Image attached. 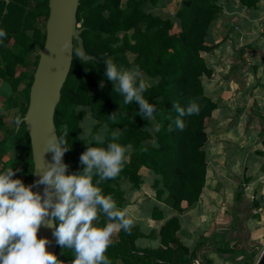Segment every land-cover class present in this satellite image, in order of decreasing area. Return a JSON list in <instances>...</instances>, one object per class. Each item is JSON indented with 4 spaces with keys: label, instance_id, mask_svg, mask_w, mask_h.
<instances>
[{
    "label": "trees",
    "instance_id": "trees-1",
    "mask_svg": "<svg viewBox=\"0 0 264 264\" xmlns=\"http://www.w3.org/2000/svg\"><path fill=\"white\" fill-rule=\"evenodd\" d=\"M164 1L80 0L78 24H81L87 55L92 58L83 61L73 55L54 122L58 135L64 125L69 131L67 146L70 150L65 153L68 175L79 174L84 167L80 156L86 151V145L78 138L84 113L77 112V108L84 107L97 120V128L105 123L111 130L118 128L121 130L118 142L132 145L121 174L99 185L102 194L111 195L117 207L122 208L125 204L122 183L129 182L134 189H140L144 183L141 170L145 168L156 176L153 188L157 199L162 201L166 196L167 203L181 214L200 200L206 185L207 121L213 117L217 104L205 92L204 80L213 76V69L203 53L215 47L208 43L207 36L222 7L219 0H181L175 14L176 22L148 11L149 6L164 7ZM241 1L248 5L246 0ZM48 16L49 0H0V30L5 32L0 38V81L12 91L11 95L3 97L6 101L3 108H19V120L28 109L39 60L37 54L45 43ZM175 27L178 30L175 31ZM74 46L78 47L77 41ZM108 58L125 68L138 65L148 78L159 79L158 84L145 93L149 102L156 104L159 132L145 131L148 121L139 115V105L135 102L123 104V97L114 92L112 82L105 76L103 60ZM28 59L34 60V72L30 74L26 71L31 66ZM101 82L105 84L103 88ZM190 100L198 103L199 114L184 117V131L169 132L168 125L177 115L172 104L178 102L186 106ZM114 113L116 118L110 120ZM4 118L0 111V172L12 167L16 172L13 179L32 185L34 163L26 125L18 123L10 130ZM9 152H13L14 157L6 162L3 157ZM243 194L239 192V202ZM152 218L163 219L158 207L154 208ZM105 222L101 215L97 224L103 226ZM180 230V217L175 215L161 226L158 247L141 248L138 240L146 234L132 223L129 231L117 230L107 256L111 264H196L200 258L198 247L186 246L179 236ZM219 237L226 245L218 249L220 253L237 255L240 252L247 259L255 258L256 244L245 247L247 240L239 238L235 242L227 239L226 233ZM56 256L72 263L74 253L58 245Z\"/></svg>",
    "mask_w": 264,
    "mask_h": 264
},
{
    "label": "clouds",
    "instance_id": "clouds-1",
    "mask_svg": "<svg viewBox=\"0 0 264 264\" xmlns=\"http://www.w3.org/2000/svg\"><path fill=\"white\" fill-rule=\"evenodd\" d=\"M4 36L5 32L0 30V38ZM63 50H71L72 57L85 55L72 41H66ZM103 61L106 79L112 82L114 92L123 97V104H138L139 115L148 121L144 130L159 132L156 104L145 97L159 79L148 78L138 65L125 68L111 58ZM104 86L101 82L100 87ZM5 91L11 93L9 87ZM172 109L177 115L168 125L169 132L184 131V117L200 112L195 100L188 101L186 106L173 103ZM77 112L84 113L78 138L86 145V151L80 156L84 167L79 174L67 175L69 165L63 163L65 153L70 150L66 125L58 136L48 139L46 152L54 154V162L35 184L25 185L21 179H13L16 172L12 167L0 172V264H63L48 251L50 241L38 236L42 226L53 227L54 223L58 224L53 232L56 242L74 253L72 264H111L107 251L115 233L130 230L132 222L126 217V210L119 209L111 195L102 194L99 185L121 174L132 145L118 142L121 136L118 128L111 130L107 123L97 128L98 122L89 109L79 107ZM116 113L109 119L114 120ZM33 173H37V168ZM38 185L45 186L43 195L33 191ZM101 215L106 222L98 226Z\"/></svg>",
    "mask_w": 264,
    "mask_h": 264
},
{
    "label": "crops",
    "instance_id": "crops-1",
    "mask_svg": "<svg viewBox=\"0 0 264 264\" xmlns=\"http://www.w3.org/2000/svg\"><path fill=\"white\" fill-rule=\"evenodd\" d=\"M246 2L248 5L241 0H219L222 12L207 36L208 43L215 47L203 53L213 69V76L205 78V92L217 104L213 119L220 125L214 145L212 190L207 187L209 168L200 200L183 213L157 200L156 192L155 200L150 199L152 209L158 207L163 216L159 220L150 216L158 226V235L166 220L179 215L182 242L191 249L197 243H206L202 244L201 255L219 234L218 228L227 239L236 242L243 238L257 245L255 258L250 261L220 254L223 257L218 259L214 255L216 260L201 257L203 260L199 258L196 264H257L264 252V0ZM242 182L244 194L237 208ZM218 248H224V244Z\"/></svg>",
    "mask_w": 264,
    "mask_h": 264
},
{
    "label": "water",
    "instance_id": "water-1",
    "mask_svg": "<svg viewBox=\"0 0 264 264\" xmlns=\"http://www.w3.org/2000/svg\"><path fill=\"white\" fill-rule=\"evenodd\" d=\"M80 0H49V16L46 22V38L38 51V64L30 89L29 105L20 123H25L30 136L34 170L32 184L41 178V173L53 163V153L46 152L47 141L51 136H58L54 122L55 111L61 100L62 89L70 73L73 57L72 51H64L66 41H77L85 55L80 58L87 61V55L81 37L82 29L78 24L77 12ZM63 163H66L65 155ZM33 170V171H34ZM68 175V171L66 173ZM44 185L36 186L33 191L43 195ZM51 220V218H50ZM57 227L42 226L38 236L48 239V251L56 255L58 243L53 232ZM257 264H264V252Z\"/></svg>",
    "mask_w": 264,
    "mask_h": 264
},
{
    "label": "rangeland",
    "instance_id": "rangeland-1",
    "mask_svg": "<svg viewBox=\"0 0 264 264\" xmlns=\"http://www.w3.org/2000/svg\"><path fill=\"white\" fill-rule=\"evenodd\" d=\"M180 4H181V0H165L164 1V5H165L164 7H151V6H149L147 9H148V11L153 12L154 14L162 15L165 17H170V18L174 19L176 22H178L177 18L175 17V14H176V11L180 8ZM79 26H81V24H79ZM174 30L176 31V30H178V28L175 27ZM33 61H34L33 59H28V62L31 64V66L26 69L28 74L34 72ZM206 81L207 80L205 79L204 82H206ZM206 84L208 87V83H206ZM0 85H1L0 86V111L5 116V118H4L5 126L8 129L13 130L18 124L17 119L19 118V115H20V109L19 108L4 109L3 108L5 106V103H6V101L3 97H7V96L11 95L12 91L9 94L8 92L5 91V87H9V86L7 84H5V85L1 84V82H0ZM23 87H24V85L21 86L20 90L23 89ZM20 90L18 92L19 95L21 93ZM208 93H209V88H208ZM219 128H220V125L215 122L213 117L207 121V131L209 133L210 138H209V140L205 146V149H206L207 157H208V169L210 168L209 170L211 171L210 172L211 176H209L208 183H207L208 184L207 185L208 191L212 190L211 187L213 186V182H214L213 179H215V177H213V175H212V172L214 171V165H215V162H214L215 158L213 156H214V152H215L214 145H215V142L217 141L215 138H217ZM13 157H14V153L9 152V153H6L4 155L3 160L8 162ZM209 161H210V163H209ZM215 167H217V166H215ZM229 170H232V169L230 168ZM141 173H142V176L144 179V183L142 184L140 189H134L131 186V184H129V182H123L122 183L121 187H122L123 191L125 192V204L122 206V208H119V209L126 210V217L128 219H130L133 224L138 225L141 228L142 232L146 234V236L144 238H141L138 240V244L140 245V247L141 248H154V247H158L160 245V240L158 239L159 238L158 237L159 236L158 235V226H156L154 223H152L150 221V218H151L150 216H152V212L154 210V208L152 209V206H151L152 200H150V199L153 198V200H155V189L153 188V183H154L156 176L151 171H149L145 168H143L141 170ZM244 178L245 177H243V179ZM244 187H245L244 182H242L240 184V186L238 187V193L241 191L242 188L244 189ZM218 190H219V188H218ZM239 200L240 199L238 197L237 198V208L239 206L238 204L240 203ZM161 202L168 204L167 202H169V201L166 198V196H164V200H162ZM235 205H234V208H232V211L236 208ZM257 217H259V216H257ZM218 231H219V234L221 236L223 234V230L218 228L217 232ZM116 234H117V232L115 233V235ZM219 234L214 236L215 239L210 240V244H209L208 248L206 249V254L201 255V250L203 247L202 244L205 245L206 243H204V242L197 243L198 254H199L200 258L204 257L206 260H208V259H210V257L211 258L214 257V259H215L214 255H216V259H218V257H223L220 255L223 253H220V251L218 250V249H220L218 247H220L221 245L224 244L222 237L218 236ZM238 235H240V234H237V237H238ZM217 239H219V240L221 239V241H218ZM244 243H245L244 244L245 247H247L249 245V244H247V242H244ZM224 247H226L225 244H224ZM239 253L237 255H233V256H236V258H240L239 259L240 261H243L244 259H246L243 255H241ZM224 257H227V254ZM212 260H213V258H212ZM249 261H250V259H249ZM209 262H211V261L209 260ZM63 264H72V263L71 262H63ZM244 264H245V262H244Z\"/></svg>",
    "mask_w": 264,
    "mask_h": 264
}]
</instances>
